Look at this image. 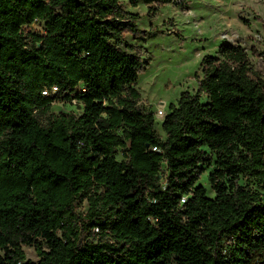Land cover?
Returning <instances> with one entry per match:
<instances>
[{
  "label": "trees",
  "instance_id": "1",
  "mask_svg": "<svg viewBox=\"0 0 264 264\" xmlns=\"http://www.w3.org/2000/svg\"><path fill=\"white\" fill-rule=\"evenodd\" d=\"M138 20L120 0H0V264H264V77L222 44L163 140L124 47Z\"/></svg>",
  "mask_w": 264,
  "mask_h": 264
},
{
  "label": "rangeland",
  "instance_id": "2",
  "mask_svg": "<svg viewBox=\"0 0 264 264\" xmlns=\"http://www.w3.org/2000/svg\"><path fill=\"white\" fill-rule=\"evenodd\" d=\"M120 1L126 11L139 16L137 25L141 33L126 35L124 47L147 62L137 89L141 93L140 105L148 111L155 114L161 107L167 111L183 92L194 94L201 77L202 59L217 56L224 43L243 46L254 70L264 77V0H184L179 5L141 0L136 8L128 0ZM39 27L32 26V30L38 31ZM52 112L79 115L82 108L59 101L53 105ZM155 129L165 140L159 119ZM118 158L123 159L122 155ZM211 171L206 169L198 184L213 198ZM87 209L84 203L78 210L86 213ZM24 251L28 260H39L34 248L25 246Z\"/></svg>",
  "mask_w": 264,
  "mask_h": 264
},
{
  "label": "built area",
  "instance_id": "3",
  "mask_svg": "<svg viewBox=\"0 0 264 264\" xmlns=\"http://www.w3.org/2000/svg\"><path fill=\"white\" fill-rule=\"evenodd\" d=\"M73 104H77L75 101L73 102ZM167 115V111L164 110V107H161L160 109H158V111L155 113V117L156 119H159L161 122L165 119Z\"/></svg>",
  "mask_w": 264,
  "mask_h": 264
}]
</instances>
